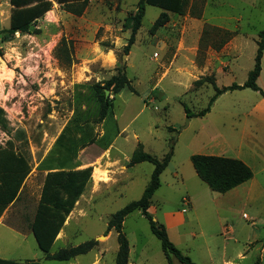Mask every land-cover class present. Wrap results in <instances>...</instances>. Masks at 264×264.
Wrapping results in <instances>:
<instances>
[{
  "label": "rangeland",
  "instance_id": "rangeland-1",
  "mask_svg": "<svg viewBox=\"0 0 264 264\" xmlns=\"http://www.w3.org/2000/svg\"><path fill=\"white\" fill-rule=\"evenodd\" d=\"M137 1L88 0L77 14L52 0L51 9L35 22L38 33H14L4 39L11 5L0 0V127L6 133L0 146L12 139L16 151L30 164L17 198L0 216V257L35 259L40 264H114L117 232L106 231L107 221L113 212L140 197L153 169L146 161L127 166L125 157L140 142L158 158L172 150L148 212L165 226L169 239L184 255L197 264H264V147L251 138L253 119L244 123L243 117L228 115L241 113L244 108L238 104L244 100H218L205 115L192 116L190 123L181 103L195 112L207 105L214 92L212 85L193 87L192 82L202 75L196 67L202 71L206 65L209 71L204 75L215 72L217 86L245 78L253 66L257 33L264 27V0H187L183 14L169 13V20L153 33L149 29L161 9L146 5L135 41L123 57L122 47L130 34L123 21L135 12ZM218 30L230 31L231 36L226 38ZM230 40H235V51L233 43L226 46ZM179 50L189 53L188 60L178 55L166 73L173 53ZM228 51V55L220 54ZM181 63L188 73L177 69ZM119 69L138 94L123 88L103 120L93 122L98 106L91 84L105 81ZM150 93L154 100L148 98ZM66 125L73 138L85 126L92 133L104 132L94 145L77 149H83L82 157L93 160L91 155H97L117 134L115 147L121 154L112 164L97 160L104 166L106 185L90 184L80 195L60 229V240L49 252L90 239L96 243L86 253L58 261L44 259L30 223L44 170L58 157L66 166L75 160L72 148L66 154L60 152L70 129L53 147ZM242 138L249 145L256 143L262 155L250 163L255 171L250 193L236 197L214 192L195 173L190 155L234 157L226 144L234 146ZM121 230L128 240V264H167L159 240L139 210L124 217ZM170 259L172 264H183L173 255Z\"/></svg>",
  "mask_w": 264,
  "mask_h": 264
},
{
  "label": "trees",
  "instance_id": "trees-1",
  "mask_svg": "<svg viewBox=\"0 0 264 264\" xmlns=\"http://www.w3.org/2000/svg\"><path fill=\"white\" fill-rule=\"evenodd\" d=\"M8 1L11 8L8 27L3 29L5 33L4 39L9 38L16 32L19 34L38 33L39 29L35 28V22L52 7V0ZM54 1L64 6V9L67 11L77 14L83 11L88 2V0ZM146 5L156 6L161 9L149 29L150 32L153 33L169 20V13L183 14L187 5V0H138L135 12L126 16L123 21L124 29L130 30L126 43L122 47L123 54L127 55L129 53L135 41V35L141 25ZM220 32H222L226 38L231 36L230 31ZM257 36L254 62L247 74L246 80L242 84L231 83L230 85L218 87L215 84L214 75L212 74L202 75L195 79L192 82L193 87L201 84L212 85L214 92L209 97L207 105L195 112H190L182 101V107L186 116L205 115L209 111L215 98L228 90L248 87L258 91L264 97V91L255 82L260 71V59L264 46V27L258 31ZM124 87L137 93L135 88L131 85L130 79L121 69L105 81L91 84L92 98L98 106L96 117L92 119L93 122L103 120L106 113L113 106L114 96ZM105 89L109 90L108 96H105ZM1 111L0 109V113ZM68 129H70L68 136H71L70 138L72 141L70 139V141L66 142L69 138L68 136L66 137L63 148L60 150V152L64 154H66L68 149L72 148L76 156L77 149L83 148L95 141V133H92L86 126L83 128L82 134L78 133V136L73 138L72 133H70L72 132L71 128H68V125H66L57 136L54 145ZM171 156L172 150L170 149L161 158H158L146 152L140 142L137 143L132 151L127 166L146 161L153 165V169L140 197L128 202L123 207L113 212L107 221L106 231L113 228L117 232L118 248L114 256V264H128V240L122 232L121 226L124 217L133 210H139L140 213L146 217L150 231L160 242L161 250L165 255L167 264H172L170 255L176 257L183 264H197L193 262L189 256L184 255L180 249L171 242L165 226L154 220L152 215L148 212L150 199L160 185V174L166 168ZM60 161L59 157L56 158L55 164L50 165L55 167L47 168L58 169L48 170L44 175L39 200L30 223V231L38 248L43 252L44 259L67 261L76 255L86 253L96 243L95 240L90 239L75 246L59 249L53 253L49 252L66 217L83 193L87 184L91 181L92 167L86 166L84 168L71 169L77 166L74 160L70 162V166H66L60 163ZM190 161L197 176L215 192H226L252 177V170L250 167L237 158L194 153L190 155ZM29 172L30 164L28 159L22 153L16 151L12 139L6 141L4 146H0V216L4 209L17 198ZM0 264H40V261L35 259L14 260L0 257Z\"/></svg>",
  "mask_w": 264,
  "mask_h": 264
},
{
  "label": "crops",
  "instance_id": "crops-1",
  "mask_svg": "<svg viewBox=\"0 0 264 264\" xmlns=\"http://www.w3.org/2000/svg\"><path fill=\"white\" fill-rule=\"evenodd\" d=\"M227 43L228 44L226 46H228L230 43H233V46H234L233 50L234 51L237 49V46L235 45V40H233V41L230 40ZM226 46L223 48V50L226 49ZM225 53H227V52H225ZM229 53H230V51H228L227 54H224V52H220L221 55H228ZM188 54H189L188 52H183V51H180V50L174 52L173 56H172L171 63L166 67V73L168 72L169 67L172 66V63H173L174 59L178 55H181L182 56L181 59H184V61H186V60H188V56H187ZM209 54H211V53H209ZM216 54H218V53L215 52L214 56ZM237 56H238V53L235 54V58ZM216 58L219 60L220 57L217 56ZM183 63L178 64L177 69L178 70H183V71L188 73L189 69ZM221 64L224 67H228V63H226V62H222ZM251 68L246 70L245 78L242 81L236 82L237 84H242L246 80L247 74H248V72H249V70ZM222 70L223 69H216V71H222ZM196 71H198L199 74L204 75L205 72L209 71V70H208V67L206 65H203L202 66V71L198 67H196ZM210 72L213 75L215 74V72H212V70H210ZM214 79H215V75H214ZM255 82L264 91V46H263V49H262V55H261V59H260V71H259V74H258ZM231 83H235V82H231ZM230 84H228V85H230ZM155 86H156V83L153 85V89L154 90H155ZM222 86H225V85H222ZM218 87H221V86H218ZM124 88H127V87H124ZM120 91L116 94L117 96H120V94H121ZM130 92L133 93V94H138V92L137 93H134L132 91H130ZM115 96H114L113 100L115 99ZM225 96H228V97H225ZM148 98L150 99V101L154 100V98L151 96V93L148 95ZM229 98H239V99L244 100V102H241V103L238 104V107L244 108V110L241 113L240 112H235V113H230V114L228 113V115L231 116V117H236L237 119H239L240 117H243L244 119H241V120L244 123L247 121L248 118L253 119V123H254V126L252 128L253 137L251 136V138L253 140H255V141H259L258 143L261 144L264 147V97L258 91L252 90V89H250L248 87L228 90V91H225V92L219 94L215 98V100L212 102V104L210 106L209 111L211 109H213V107L218 102V100H225V99H229ZM184 113H185V111H184ZM191 119L192 118L190 117V119L188 120L189 121L188 123L191 122ZM167 127H169V126H167ZM250 129H249V131H251ZM117 135L111 141L107 142L106 146H104L105 148H102L100 150V152H97V155L96 154L95 155L94 154L91 155V156L94 157L93 160L91 159L90 156L82 157L81 154L83 153L82 152L83 149L87 148L89 145L90 146L94 145V143L88 144L87 146H85L81 150V152L80 151L77 152V154L75 156V160H74L76 162L77 166H75L74 168H71V169L84 168L86 166H91L92 167L91 181H90L91 183L87 184V186L85 187V189H84L83 193L81 194V196L85 195V193L88 190L90 184H92L95 188H98V187H101L103 185H106L105 182H102L103 180H98V181L95 182V180L92 177V172H93V169L95 167H99L102 171H105V169L103 168L104 166H101L100 164L97 163L98 159H102L103 161L107 162V164H112V163H114V161L118 160V158L120 157L119 155L121 154V150L119 149V147H115V141H116V139L118 137ZM57 136H56V138H57ZM103 136H104V132L102 130L101 131L99 130V131H97L95 133V140H97L98 138L103 137ZM56 138H55V140H56ZM125 139H126V137H125ZM55 140H54V142H55ZM249 143L251 145H249L248 143H245L243 141V138H242L241 140H239V143H237L234 146H230V145L226 144V146H227L226 148L231 153H233V155H234V157H231V158H237V159L242 160L252 170V177L249 180H247V181H245V182H243V183L231 188L230 190L226 191V194H231L232 193V195L236 196V197H239L240 195H244V197H245L248 194V192L250 193V190H251V188H252V186H253V184L255 182V171L253 170V168H252L250 163L253 160L262 157V155L258 152L257 149L259 147H258V145L256 143H254V142H249ZM53 146H54V143H53ZM143 149H144V147H143ZM131 153H130V155H131ZM130 155L125 157L126 161L129 160ZM210 155H215V154H210ZM44 156L40 159V162L43 161ZM112 156L114 157L113 159L111 158ZM219 156H223V155H219ZM225 157H229V156H225ZM51 167H55V166H51ZM56 169H58V168L45 169L44 170V174L48 170H56ZM64 169H69V168H64ZM169 223L172 224V222L170 221L166 225L168 226ZM60 238L61 237H60V231H59V233L57 234L54 242L59 241ZM11 259H13V258H11ZM14 260H25V259L15 258Z\"/></svg>",
  "mask_w": 264,
  "mask_h": 264
},
{
  "label": "bare ground",
  "instance_id": "bare-ground-1",
  "mask_svg": "<svg viewBox=\"0 0 264 264\" xmlns=\"http://www.w3.org/2000/svg\"><path fill=\"white\" fill-rule=\"evenodd\" d=\"M92 177L95 181L98 180H108L107 175L105 174V171H102L99 167H95L92 172Z\"/></svg>",
  "mask_w": 264,
  "mask_h": 264
},
{
  "label": "built area",
  "instance_id": "built-area-1",
  "mask_svg": "<svg viewBox=\"0 0 264 264\" xmlns=\"http://www.w3.org/2000/svg\"><path fill=\"white\" fill-rule=\"evenodd\" d=\"M5 138H6V133L0 127V144L3 142V140H5Z\"/></svg>",
  "mask_w": 264,
  "mask_h": 264
},
{
  "label": "water",
  "instance_id": "water-1",
  "mask_svg": "<svg viewBox=\"0 0 264 264\" xmlns=\"http://www.w3.org/2000/svg\"><path fill=\"white\" fill-rule=\"evenodd\" d=\"M125 56H126V54H123V57H125ZM124 61H125V59L122 58V62H124ZM107 94H108V90L105 89V95L107 96ZM186 119H187V121H188V116L186 117Z\"/></svg>",
  "mask_w": 264,
  "mask_h": 264
}]
</instances>
